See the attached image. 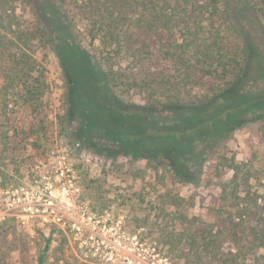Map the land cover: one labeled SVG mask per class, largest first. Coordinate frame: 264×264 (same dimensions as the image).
<instances>
[{
	"label": "rangeland",
	"instance_id": "rangeland-1",
	"mask_svg": "<svg viewBox=\"0 0 264 264\" xmlns=\"http://www.w3.org/2000/svg\"><path fill=\"white\" fill-rule=\"evenodd\" d=\"M127 8L131 18L147 12L134 0ZM94 9L89 0H0V33L30 26L39 15L50 35L41 45L34 40L31 51L39 70L28 77L44 82L40 115L16 106L11 118L20 125L42 118L41 129L24 135L12 123L0 128V264H38L45 238L50 246L43 264H224L235 257L237 263L264 264V240L259 237L264 119H259V110L238 113L241 124L229 133L194 138L185 132L176 138L188 148L179 150L186 172L177 165L116 153L122 141L97 127L85 130L89 122L97 126L91 102L68 118L72 138L60 133L56 115L66 107L67 78L92 83L97 95L102 94L101 45L89 30ZM172 16L175 20L167 24L177 23L172 28L177 41L189 39L192 34L186 31H195L193 24ZM217 19L214 25L202 23L205 34L217 25L224 31L222 18ZM232 19L250 46L243 88L259 96L264 90L259 12L235 3ZM223 33L220 51L226 59L240 41L228 30ZM213 37L207 36V45ZM66 44L86 61L62 60L59 50ZM135 47L114 59L115 69L126 77L152 58ZM3 81L0 76V86ZM127 91L123 100L143 103L133 85ZM191 223L211 229L216 242L210 254L198 255L183 235Z\"/></svg>",
	"mask_w": 264,
	"mask_h": 264
},
{
	"label": "trees",
	"instance_id": "trees-1",
	"mask_svg": "<svg viewBox=\"0 0 264 264\" xmlns=\"http://www.w3.org/2000/svg\"><path fill=\"white\" fill-rule=\"evenodd\" d=\"M134 1L141 3L147 12L131 18V6L127 8L130 0H89L90 4H96L89 30L92 39H97L101 45L99 53L103 67H99V71L103 83L99 90L102 94L97 95L92 83L84 84L79 78H67L66 107L56 115L59 131L71 139L68 118L75 115L80 105L91 102L95 110L92 114L97 115V126L89 122L85 130L97 127L113 140L122 141L124 146L116 153L130 154L134 158L146 157L164 165H177L179 170L186 172L179 164L182 160L179 150L186 151L188 148L176 140L183 133L191 132L194 138L229 133L230 128L241 124L237 118L241 112L259 110V119H264V90H259L258 96L243 88L251 56L250 46L232 19L235 3L245 9H255L259 12L260 30L264 35V0ZM172 14L180 22L193 24L195 31H186L192 34L189 39L177 41L172 29L177 23L167 24L175 20ZM219 17L222 18L220 24L225 26L224 31H220L218 25L210 26L209 35L205 34L202 23L214 25ZM227 30L240 43L223 59L220 47L225 36L223 32ZM212 34L211 44L207 45V36L211 38ZM48 35L39 15L30 26H17L10 34L0 33V76L4 78L0 86V128L12 123V129L17 132L20 126L19 132L24 135L41 129L42 118L37 123L21 125L20 121L14 124L11 118L16 106L21 110L28 108L34 117L40 115L44 82L38 77L30 80L28 76L32 70H39L37 58L31 52L34 50L33 41L41 45L49 39ZM134 46L152 58L148 64L141 62L139 70L126 77L115 69L114 59ZM73 48L68 44L60 47L62 60L68 64L84 63L86 56ZM132 85L143 96V103L133 104L123 100ZM103 93H106L105 96ZM96 101L97 107L94 104ZM156 112L167 113L157 117ZM181 171L175 173L184 176ZM193 224L183 235L191 241L198 255L210 254L212 244L216 242L211 229ZM259 228V237L263 241L264 215L259 220ZM49 246L50 239L45 238L38 264H43ZM237 261L235 257L224 264H247L243 260L240 263ZM191 263L206 264L194 260Z\"/></svg>",
	"mask_w": 264,
	"mask_h": 264
}]
</instances>
